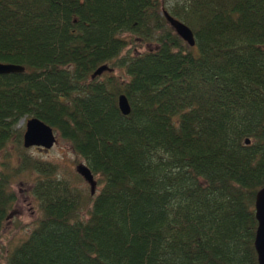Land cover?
I'll return each instance as SVG.
<instances>
[{
    "label": "trees",
    "instance_id": "1",
    "mask_svg": "<svg viewBox=\"0 0 264 264\" xmlns=\"http://www.w3.org/2000/svg\"><path fill=\"white\" fill-rule=\"evenodd\" d=\"M140 43L154 47L124 54ZM0 63L25 68L0 75V152L36 117L101 185L86 197L54 166L21 157L15 174L39 175L43 215L7 264H258L264 0H0ZM104 65L124 78L91 80ZM13 175L0 172V229Z\"/></svg>",
    "mask_w": 264,
    "mask_h": 264
},
{
    "label": "rangeland",
    "instance_id": "2",
    "mask_svg": "<svg viewBox=\"0 0 264 264\" xmlns=\"http://www.w3.org/2000/svg\"><path fill=\"white\" fill-rule=\"evenodd\" d=\"M121 37L128 41L134 39L129 34H122ZM153 47L141 43L134 47L130 44L124 54L143 53ZM106 75H115L121 79L124 78L123 70L113 69L110 72L106 71L101 76H98L99 80H103ZM25 123L26 121L21 120L16 126L17 131L21 134L20 144L17 142L16 136L0 152V172H11L14 174L11 179V189L16 196V201L10 214L0 229V264H7L10 253L28 238L36 227L38 220L43 215L39 202L32 195V188L35 181L39 179V175L33 171H21L15 174L14 167L19 165L21 157L26 156L29 159L54 166L55 177L69 182L84 196H93L90 195L89 184L77 173V167L85 164V161L74 152L71 145L55 132L56 144L47 152L38 148L25 149L22 144ZM94 180L96 181L94 194H97L101 185L98 183L96 176ZM79 216L81 220H87V209L83 208Z\"/></svg>",
    "mask_w": 264,
    "mask_h": 264
},
{
    "label": "water",
    "instance_id": "3",
    "mask_svg": "<svg viewBox=\"0 0 264 264\" xmlns=\"http://www.w3.org/2000/svg\"><path fill=\"white\" fill-rule=\"evenodd\" d=\"M168 26L173 32L190 48L195 47L194 34L190 28L179 20L173 18L167 11L162 13ZM25 71V68L14 64L0 63V75L20 74ZM106 71H112L106 65L98 68L91 76V80L102 75ZM118 108L123 116H128L131 112V107L125 95L121 94L117 99ZM249 141L247 140L246 144ZM22 144L25 149L38 148L47 152L56 144L55 131L51 126L42 120L33 117L28 118L25 123V131L22 135ZM77 173L83 180L89 184L90 193L94 195L96 181L91 170L81 164L77 167ZM255 218L257 221V229L254 238V249L257 255L258 264H264V186L257 192L254 203Z\"/></svg>",
    "mask_w": 264,
    "mask_h": 264
}]
</instances>
